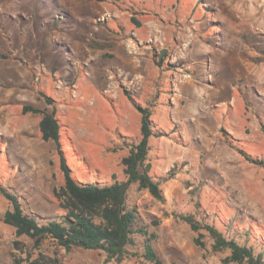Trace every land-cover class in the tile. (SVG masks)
Wrapping results in <instances>:
<instances>
[{
  "label": "rangeland",
  "instance_id": "obj_1",
  "mask_svg": "<svg viewBox=\"0 0 264 264\" xmlns=\"http://www.w3.org/2000/svg\"><path fill=\"white\" fill-rule=\"evenodd\" d=\"M33 2L0 0V181L25 212L63 214L64 177L42 115L24 107L55 109L79 179L125 180L124 137L138 141L141 127L132 97L164 131L149 160L165 201L137 184L128 193L162 262L222 264L229 254L213 252L205 231L198 247L181 215L264 251V0H37L38 17ZM56 5L70 20L48 32ZM10 207L0 194V264L13 253L21 264H104L101 251L16 237L3 222ZM133 238L127 257L107 264H143L144 237Z\"/></svg>",
  "mask_w": 264,
  "mask_h": 264
},
{
  "label": "trees",
  "instance_id": "obj_2",
  "mask_svg": "<svg viewBox=\"0 0 264 264\" xmlns=\"http://www.w3.org/2000/svg\"><path fill=\"white\" fill-rule=\"evenodd\" d=\"M31 3L33 14L38 17L40 9ZM43 4L40 8L44 9ZM57 10L47 26V31L62 28L65 19L70 20L66 11L55 6ZM36 9V10H35ZM38 10V11H37ZM129 96V93L127 94ZM130 100L141 114L140 138L138 141L124 143L128 154L123 157L125 180L112 176L110 180H103L97 176L91 180H81L74 174L68 164L66 152L63 149L62 124L55 109L51 112L33 107H24L25 112L42 115L40 133L44 141H52L56 146L59 157L60 170L64 183L55 191L63 214L47 217L40 214L26 213L20 197L0 181V194L10 202V209L5 212L3 222L15 229L16 237L26 236L34 241V247L42 246L46 239L53 240L66 251L74 248L101 251L106 254L104 264L112 261L121 262L129 254V248L135 245L134 235L144 237L143 264H164L155 252L152 241L153 234H149L136 207L129 206L128 193L131 185L137 184L140 191H148L155 199L164 202L165 197L161 188L163 179L152 174L149 160L150 139L164 135V131L153 120V113L149 106H140ZM49 103L50 100H49ZM244 156L249 158L243 151ZM182 220L191 226L196 233L195 244L204 249V233L212 239L213 252H229L222 259V264H264V251L256 252L253 245L241 244L234 237H227L215 224L200 223L191 215H181ZM247 236L250 234H246ZM13 253V264H21L23 259ZM58 262L57 260H55ZM30 262V261H29ZM33 261L30 264H36Z\"/></svg>",
  "mask_w": 264,
  "mask_h": 264
},
{
  "label": "bare ground",
  "instance_id": "obj_3",
  "mask_svg": "<svg viewBox=\"0 0 264 264\" xmlns=\"http://www.w3.org/2000/svg\"><path fill=\"white\" fill-rule=\"evenodd\" d=\"M255 11H256V10H252V9H251L250 12H244V14H245L246 16H250V15L254 14Z\"/></svg>",
  "mask_w": 264,
  "mask_h": 264
},
{
  "label": "crops",
  "instance_id": "obj_4",
  "mask_svg": "<svg viewBox=\"0 0 264 264\" xmlns=\"http://www.w3.org/2000/svg\"><path fill=\"white\" fill-rule=\"evenodd\" d=\"M120 180H122V179H120Z\"/></svg>",
  "mask_w": 264,
  "mask_h": 264
}]
</instances>
